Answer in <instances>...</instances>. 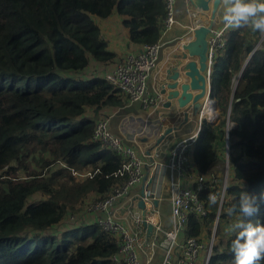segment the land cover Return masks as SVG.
<instances>
[{
	"label": "trees",
	"instance_id": "obj_1",
	"mask_svg": "<svg viewBox=\"0 0 264 264\" xmlns=\"http://www.w3.org/2000/svg\"><path fill=\"white\" fill-rule=\"evenodd\" d=\"M166 12V0H0V264H118L115 234L87 210L123 180L112 173L124 157L91 136L129 98L103 76L120 57L92 16H122L129 41L147 46L161 39ZM224 39L210 74L223 118L202 119L189 151L199 173L222 171L229 143L230 181L207 264H233L239 213L228 209L242 192H264V36L242 27ZM90 62L106 68L82 78ZM199 196L209 212L189 213L178 234L202 242L216 205ZM245 222L264 225V206Z\"/></svg>",
	"mask_w": 264,
	"mask_h": 264
},
{
	"label": "built area",
	"instance_id": "obj_2",
	"mask_svg": "<svg viewBox=\"0 0 264 264\" xmlns=\"http://www.w3.org/2000/svg\"><path fill=\"white\" fill-rule=\"evenodd\" d=\"M174 7L175 0H166L167 12L163 34L175 22ZM192 17L193 25L190 32H192L193 36V30L196 27L206 24H203L198 19L196 12L192 13ZM226 30L223 24L217 29L211 27L207 48V60L211 67L218 50L225 45L224 33ZM160 46V40L156 44L143 46L139 52L126 55L105 73V79L114 87L122 90L128 96L129 103L139 102L143 108L154 107L158 103L157 97L147 94L146 89L149 77L157 65ZM200 129L201 125L194 132L180 138L170 147L164 164L165 172L161 178V164H158V167L154 166L151 173L145 174L146 161L152 158L147 150L139 154L133 146H128L120 137L112 133L109 127V118L98 119L91 138L93 141L101 142L108 148L123 155L124 159L121 165L112 173L114 177L123 178V180L117 183L112 189V193L105 200L90 205L88 210L93 213H95L93 209L96 208L106 211L108 206L127 196L132 188L143 184L144 194L142 199L145 202V207L146 205L148 206L146 210L149 212L146 220L153 226L149 242V253L152 255L153 249L157 245L161 233L164 231L161 221L153 215L156 212L153 199L156 198L157 193L160 196L161 184L167 174L170 190V214L173 223L172 231L168 233V236L173 247L175 245V238L187 222L189 213L194 212L199 218H203L209 212V209L205 206V200L199 196L201 192L205 193L206 200L209 193L216 194L219 206L222 205L225 199L226 172L229 170L227 159L228 146H226L224 170L219 172L217 170H209L204 173L195 172V165L192 163L188 152L196 142ZM153 162L155 164V161ZM73 174L84 177L91 175V172H73ZM181 178L186 180L187 186L182 185ZM218 208L216 210L217 216L219 212ZM108 210H110V215L97 217L96 221L104 229L110 230L116 236L115 238L119 244V249L115 256L116 262L118 264H147L142 262L138 257V248L140 246L138 233L132 232L130 228H126L124 225L118 223L114 211L111 208ZM130 213L133 223L138 226L141 225L140 211H130ZM180 248L181 253L175 264H194V258L197 252L203 248V244L195 238L187 237L181 243ZM169 256L170 251L166 253L165 261L168 260Z\"/></svg>",
	"mask_w": 264,
	"mask_h": 264
},
{
	"label": "crops",
	"instance_id": "obj_3",
	"mask_svg": "<svg viewBox=\"0 0 264 264\" xmlns=\"http://www.w3.org/2000/svg\"><path fill=\"white\" fill-rule=\"evenodd\" d=\"M223 8L224 6L221 0V3L216 11V16L213 20V29H217L223 24ZM193 12L197 13L198 19L203 24L209 23V11L203 12L194 8L188 0H177L174 7L175 22L169 30L162 34V37L160 39L162 48L161 51H159L157 65L155 70L153 71L152 76L147 82V94L155 95L157 97L158 103L154 107H141L142 109H139L138 115L135 116V118L137 119L136 124L138 125L134 127L126 125L130 128H125L127 132L130 131V129L131 132H136V130L140 127L143 128L145 135L140 138V146L144 148L143 152H145L149 148H153L152 150H150L152 159H147L146 161L147 165L145 166V174H147L148 172L151 173L154 169V166L158 167V164H165L170 147L177 140H179V138L185 136L186 134H191L192 132H194L200 125L202 119L209 120L210 117V123L217 124L220 121V117H222L217 101L215 99H209L212 102L211 113L209 115L202 116L201 113L206 105L205 98L200 99L204 104L201 113L193 114L191 103L181 109L176 106L175 102H173L170 107H164V104L167 102L166 95L160 94L159 86L162 82L168 80V74L166 73V71L173 66L175 59L174 56L181 54V52L183 51L182 45L185 44L189 39H191L192 32H190V29L193 25ZM122 18L123 17L118 14H113L102 20V22L98 23L103 38H105L108 42L109 49L118 53V57L121 58L131 53H137L143 48V46L133 44L129 41L128 30L122 24ZM92 76H94L93 73ZM195 92L196 91H194L193 93ZM128 104L140 103L133 102ZM184 111H187L189 113L187 120H184ZM121 123L122 120L119 123V127ZM109 127L111 129L110 118ZM232 127H234V124L231 123L229 125V128ZM166 128H175V131L172 133L171 138L165 143V145L155 146V141ZM189 157L192 161L190 155ZM153 161H155V164ZM194 170L198 173L196 167ZM181 183L183 186H187V182L184 178H181ZM143 187V184H139L132 188L127 196L112 204L113 207L111 209L115 211V216H117L116 221L118 223L124 225V227L126 228H130L131 231L138 233L140 237L138 257L142 262L147 264H175L181 253L180 247L183 241V237L178 234L179 238L177 239L176 236L175 245L173 247L171 246L168 233L172 231L173 223L170 214L169 187L167 179H165L161 184V193L158 199V205L156 207V212L153 214L155 218L161 221L164 231L163 233H161L160 239L153 249L152 255H150L149 253L150 235H147V229L142 224L139 226L134 224L129 215L131 214L130 212L127 215L125 214L127 209L133 211V208H136V210H138L136 204L141 196ZM146 207L148 206L146 205ZM90 217H93V215H90ZM169 251L170 256L168 260L165 261L166 253ZM197 264H200L199 261L197 262Z\"/></svg>",
	"mask_w": 264,
	"mask_h": 264
},
{
	"label": "water",
	"instance_id": "obj_4",
	"mask_svg": "<svg viewBox=\"0 0 264 264\" xmlns=\"http://www.w3.org/2000/svg\"><path fill=\"white\" fill-rule=\"evenodd\" d=\"M188 1L198 10L209 11L210 20L206 25L196 27L193 30L192 38L182 45L183 51L181 54L174 56L173 66L166 71L168 80L160 85V94L166 95L167 102L164 107H170L175 102L176 106L181 109L191 103L193 114H198L201 113L204 105L200 99H211L209 76L212 67L207 60L208 35L221 0ZM261 40L260 38L257 44ZM194 91L196 92L193 93ZM188 114L187 111L183 112L184 120H187ZM174 131L175 128H166L155 141V146L165 145ZM164 170V165H161V178ZM143 194L144 190H142L136 206L141 213V224L147 229V235L149 236L152 233L153 226L146 220L149 212L146 210L145 202L142 199ZM153 205L155 207L158 205L156 198L153 199Z\"/></svg>",
	"mask_w": 264,
	"mask_h": 264
},
{
	"label": "clouds",
	"instance_id": "obj_5",
	"mask_svg": "<svg viewBox=\"0 0 264 264\" xmlns=\"http://www.w3.org/2000/svg\"><path fill=\"white\" fill-rule=\"evenodd\" d=\"M222 4L224 6L222 22L225 29L235 30L249 27L254 32L264 34V0H222ZM226 146H228L229 154L228 140L225 141V153ZM207 200L210 205H216L217 210L218 196L209 193ZM262 206H264V192L258 195L242 192L238 201L228 209L227 214L229 216L239 213L238 222L233 226L234 230H239L236 238L231 243V252L234 257L233 264H258L259 261L264 260V225L245 222L256 216ZM218 210H220V206ZM218 217L219 212L218 216L216 215L217 220ZM208 258L209 256L206 263Z\"/></svg>",
	"mask_w": 264,
	"mask_h": 264
},
{
	"label": "rangeland",
	"instance_id": "obj_6",
	"mask_svg": "<svg viewBox=\"0 0 264 264\" xmlns=\"http://www.w3.org/2000/svg\"><path fill=\"white\" fill-rule=\"evenodd\" d=\"M177 0H175V4H176ZM93 17V20L98 24L99 22H102V20H104L105 18H101V17H98V16H92ZM162 46V44H161ZM160 46V49L159 51H161V47ZM159 55V54H158ZM125 56H123L122 58H124ZM121 57L118 58L116 60V62L112 63L111 66H109L108 68L110 69L111 67L113 68V66L119 62L121 59ZM103 67L106 68L105 65L103 64H96L95 62H90V65H89V68L88 70H86L83 75L81 76L82 78H87V77H92V73L93 72H96L98 70H102L103 71ZM155 70V69H154ZM153 70V71H154ZM72 74V73H71ZM105 74V72H104ZM153 74V73H152ZM152 74L150 75V77L152 76ZM75 76H80L81 73L79 72H75L74 73ZM104 76V75H103ZM149 77V78H150ZM159 89H160V86H159ZM147 91V89H146ZM146 94V93H145ZM142 105L141 104H127L126 107H122L120 109H118L116 112H114L113 114H111L109 116L110 118V123H111V131L113 134L117 135L118 137H120L125 143L129 144L128 146L130 147H134L135 150H137V152L139 154H141V152H143L144 148H142L140 145H141V142H140V138L143 137V135H145V132L143 131V128H139L136 130V132H131V129L130 131H126L125 128H130L129 126L131 127H134V126H137L138 124L137 123V119L135 118V116L138 115V110L139 109H142L141 108ZM214 117V116H213ZM212 117V118H213ZM223 118L220 117V120ZM122 120V123L119 127V123L120 121ZM207 122H210L211 119L209 118L208 119H205ZM213 124V123H212ZM227 124L230 125L231 123L228 122V118H227ZM126 125H129V126H126ZM144 127V126H143ZM131 133V134H130ZM130 134V135H128ZM186 135H189V134H186ZM184 137V136H183ZM182 138V137H181ZM134 139V140H133ZM180 139V138H179ZM195 144V143H194ZM193 144V146H194ZM192 146V147H193ZM192 147L189 149V151L192 149ZM153 148H149L147 151L150 153V155L152 156L150 150H152ZM189 154V152H188ZM190 155V154H189ZM152 158H150L151 160ZM161 165H164V164H161ZM224 165V164H223ZM218 172L220 170H217ZM165 172V170H164ZM163 172V174H164ZM226 177H227V182H226V186L227 184L229 183L230 181V173H229V170L226 172ZM165 179H167V183H169V180H168V177L165 176ZM169 194H170V190H169ZM158 196H159V193L156 194V199L158 200ZM155 199V198H154ZM217 206L219 207V202L217 203ZM222 206V205H221ZM221 206H220V210H221ZM113 206L110 205L108 206L107 210L104 211V210H98L97 208L96 209H93L95 211V213L99 216V217H102L103 215H110V210H108L109 208H112ZM138 209V208H137ZM136 208H133V212H139L140 210H136ZM220 210H219V213H220ZM131 210H126L125 214H129ZM90 211L87 210V213H89ZM132 212V211H131ZM114 214H115V211H114ZM124 215V214H123ZM130 215V214H129ZM117 218V216H116ZM70 220L74 219V216L73 217H70L69 218ZM70 220H68V224H70ZM219 221V219L215 220L214 221V224H213V227L211 228V231L208 235H205V233H203L202 235V239L201 242L203 244V248L197 252L196 254V257L194 258V264H197V262L199 261L200 264H206V258L210 255L211 253V248H212V244L216 242V236H215V232H218V227H217V222ZM222 228H225L227 227L228 225H226V222H223L222 224ZM217 227V229H216ZM220 227V225H219ZM133 232V231H132ZM179 238V235H177V239ZM176 242V241H175ZM200 242V241H199ZM211 246V248H210Z\"/></svg>",
	"mask_w": 264,
	"mask_h": 264
},
{
	"label": "bare ground",
	"instance_id": "obj_7",
	"mask_svg": "<svg viewBox=\"0 0 264 264\" xmlns=\"http://www.w3.org/2000/svg\"><path fill=\"white\" fill-rule=\"evenodd\" d=\"M205 107L201 113V115H209L211 113V106H212V102H209V99H206V103H205ZM210 118V117H209Z\"/></svg>",
	"mask_w": 264,
	"mask_h": 264
}]
</instances>
